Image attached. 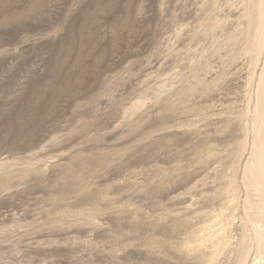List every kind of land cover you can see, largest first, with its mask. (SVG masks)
<instances>
[{
	"label": "rangeland",
	"instance_id": "obj_1",
	"mask_svg": "<svg viewBox=\"0 0 264 264\" xmlns=\"http://www.w3.org/2000/svg\"><path fill=\"white\" fill-rule=\"evenodd\" d=\"M0 264H264V0H0Z\"/></svg>",
	"mask_w": 264,
	"mask_h": 264
}]
</instances>
